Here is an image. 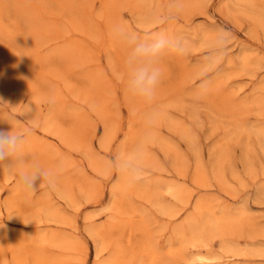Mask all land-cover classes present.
<instances>
[{
	"label": "rangeland",
	"instance_id": "obj_1",
	"mask_svg": "<svg viewBox=\"0 0 264 264\" xmlns=\"http://www.w3.org/2000/svg\"><path fill=\"white\" fill-rule=\"evenodd\" d=\"M229 1L0 0V129L28 133L11 167L0 164V264H17V257L22 264H104L114 252L116 264H264V197L257 195L264 151L255 133L264 128V0L233 13ZM116 25L140 42L163 33L188 47L159 54L150 101L127 90L131 46L113 34ZM221 33L228 37L223 50ZM213 147L226 150L215 167ZM141 151L147 155L139 163ZM121 159L135 162L132 179L139 167L142 173L117 188L116 212L112 162ZM35 165L56 172L55 188L18 184ZM171 183L189 195H171ZM48 206L64 223L48 220ZM223 211L238 220L214 237L204 218ZM190 223H204L206 237H192ZM90 226L102 232L99 257ZM222 238L240 254L225 253Z\"/></svg>",
	"mask_w": 264,
	"mask_h": 264
},
{
	"label": "clouds",
	"instance_id": "obj_2",
	"mask_svg": "<svg viewBox=\"0 0 264 264\" xmlns=\"http://www.w3.org/2000/svg\"><path fill=\"white\" fill-rule=\"evenodd\" d=\"M170 7L178 9L180 5L173 3ZM112 31L114 35L122 36L131 46V51L125 61L128 70L127 90L133 95L150 101L161 77V70L157 66L159 54L168 47H173L180 54H186L188 51L186 43L173 41L163 33L157 34L151 43L140 42L136 32L121 25L114 26ZM216 40L223 50L228 42L227 34H219ZM154 64L156 66H153ZM27 134L26 132L14 131L12 126L9 129H0V164L11 167V160L21 151ZM112 167L116 171L124 170V166L115 161L112 162ZM141 173L142 169L137 170L130 182L139 178ZM17 182L25 191H36L41 182H44L49 188H55L56 172L35 165L30 171L21 173Z\"/></svg>",
	"mask_w": 264,
	"mask_h": 264
},
{
	"label": "bare ground",
	"instance_id": "obj_3",
	"mask_svg": "<svg viewBox=\"0 0 264 264\" xmlns=\"http://www.w3.org/2000/svg\"><path fill=\"white\" fill-rule=\"evenodd\" d=\"M251 0H230L229 2H228V8H229V11L230 12H236V11H238V10H241L240 8H242L243 7V5L244 4H248L249 2H250ZM263 1V0H262ZM250 5V4H249ZM248 6V5H247ZM249 7V6H248ZM252 8H253V6H252ZM243 9V8H242ZM260 9H264V6H262V8H260ZM261 11V10H260ZM258 14V13H257ZM231 15V14H230ZM233 15V14H232ZM252 15H253V13H252ZM260 16H262V17H260V19L261 20H259L260 22H261V24H262V26L264 27V15L263 14H260ZM245 57V56H244ZM244 57L242 56V55H240V59H244ZM242 62V61H241ZM243 63V62H242ZM245 63H248V62H246L245 61ZM248 65V64H247ZM154 116V115H153ZM152 119V118H151ZM158 122V121H157ZM171 122V121H170ZM253 128V127H252ZM259 128V127H258ZM155 129V128H154ZM254 131V130H253ZM152 132H153V130H152ZM248 132V131H247ZM156 133H158V131L156 132ZM155 133V134H156ZM250 133V132H249ZM256 135L258 136V138H259V146H260V148L264 151V128H261L260 127V129H256ZM106 134V133H105ZM109 134V133H108ZM153 134V133H152ZM111 136V135H110ZM110 136H105V140L104 141H102V144H101V146H103V147H105V145H107V140L108 139H110ZM155 137H157V135L155 136ZM160 139V138H159ZM243 139V138H242ZM112 141V140H111ZM147 141H149V139L147 140ZM146 141V142H147ZM145 142V141H144ZM241 142H242V140H241ZM146 144V143H145ZM109 145H110V143H109ZM139 145V144H138ZM228 145V144H227ZM221 146V145H220ZM243 146V145H242ZM141 146H138V148H140ZM246 147H248V145L246 146ZM102 148V147H101ZM106 148V147H105ZM244 148H245V146H244ZM221 148L220 147H213L212 149H210L211 151H210V156H209V161L211 162V164L212 165H214L213 167H215L216 165V163L219 165V163L220 162H218V160H221L222 159V157H220V156H223V155H225V153L223 154L222 152L225 150H223V147H222V150H220ZM142 150H146V149H142ZM139 151V150H138ZM147 151V150H146ZM226 151V150H225ZM220 152H221V154L222 155H220ZM138 154H140L139 156H140V158L137 160V162H141L142 161V159H143V156H144V154L145 155H147L146 154V152L144 153L143 151H141V153H138ZM134 155V154H133ZM132 156V155H131ZM138 156V155H137ZM136 156V157H137ZM138 156V157H139ZM243 156H244V162L248 165L249 164V161H248V151L246 150V149H243ZM127 157V156H126ZM130 157V156H129ZM200 157H201V161H202V159H203V154L201 153V155H200ZM218 157H220L219 159H218ZM223 157H225V156H223ZM123 158V157H122ZM145 158V157H144ZM131 159H132V157H131ZM218 159V160H217ZM125 160V159H124ZM130 160V159H129ZM147 161V160H146ZM217 161V162H216ZM224 161V160H223ZM94 162V161H93ZM143 162V161H142ZM222 162V161H221ZM127 163V162H126ZM134 163L135 162H132V163H130V164H125L124 163V161L121 159L120 160V162H119V164L120 165H123L124 166V170L123 171H119V180H118V184L117 185H115L114 187H113V190H112V197H113V206L111 207L112 209L111 210H116L117 208H116V200H117V195H116V190H117V188L119 189V188H121V189H123L124 187H126V186H128V185H130L132 182H130V180H132V177H131V172L133 171V169H134ZM203 163V162H202ZM223 163V162H222ZM137 164V166H138V163H136ZM135 164V165H136ZM12 165V164H11ZM221 166V165H220ZM251 166V165H250ZM97 167V166H96ZM136 167V166H135ZM219 167V166H218ZM140 168V167H139ZM139 168H138V170H139ZM135 170H137V168L135 169ZM221 170V169H220ZM199 171V170H198ZM200 172V174H201V171H199ZM199 172H198V174H199ZM133 173V172H132ZM216 173V172H215ZM222 173V172H221ZM110 174V173H109ZM202 174H203V172H202ZM219 174L220 173H218L217 174V176H218V178L220 177H222V176H219ZM221 175V174H220ZM196 176V175H195ZM204 177V176H203ZM202 177V178H203ZM206 178V177H205ZM219 178V180L218 181H220L221 179H223L224 180V178L225 177H223V178H221L220 179ZM198 180V179H197ZM201 181H202V179H200ZM199 180V181H200ZM205 180V179H204ZM198 183V182H197ZM200 184H202L203 182H199ZM199 184V185H200ZM203 185H207V184H204L203 183ZM133 187V186H132ZM157 187V186H156ZM131 188V187H130ZM153 188V187H152ZM158 188V187H157ZM121 189H119V190H121ZM129 189V188H128ZM167 189L169 190V192L171 193V195H173V196H175L176 198H180V199H182V194H183V192H185V194H187V195H189L188 194V192L186 193V189H185V191H184V189H183V191H182V188L179 186V185H176V184H168L167 185ZM166 189V190H167ZM158 190V189H157ZM156 190V191H157ZM127 191V190H126ZM128 192V191H127ZM153 192H155L154 190H153ZM134 193V192H133ZM190 194H191V192H189ZM257 195L258 196H263L264 197V187L262 188V189H260V188H258V191H257ZM184 196V195H183ZM96 198V197H95ZM175 198V199H176ZM190 198V197H189ZM70 201H72L73 203L76 201L74 198H71V197H69L68 198ZM94 198H89L88 200L89 201H92ZM75 200V201H74ZM87 200V201H88ZM203 200V199H202ZM95 201H96V199H95ZM178 201V200H177ZM179 201H181V200H179ZM184 201V200H183ZM118 203V202H117ZM186 203H189V200H187V202ZM75 204V203H74ZM120 204V203H119ZM200 204V203H199ZM10 205V204H9ZM213 205V204H212ZM201 205H199V207H200ZM163 208H162V211L163 212H167V213H170L169 215H171V216H173V214L176 212V213H178L177 211H175L174 212V210L172 209V207L171 206H162ZM196 207V206H195ZM46 208V207H45ZM212 208V207H211ZM216 208V207H215ZM214 209V208H213ZM114 210V211H115ZM198 211H199V209H198ZM217 211V210H216ZM116 212H117V210H116ZM162 212V213H163ZM244 212V211H243ZM46 214H47V216H48V220H50V221H53V222H55V223H64V221L62 220V218H60V216L62 215V212L60 211V210H58V209H56L55 207L53 208L52 206H48L47 207V209H46V212H45ZM166 213V214H167ZM218 213V212H217ZM245 213V212H244ZM165 214V213H164ZM179 214V213H178ZM134 215V214H133ZM175 215H177V214H175ZM121 216V215H120ZM209 217L208 218H204V219H206V220H204L205 222V225H207L208 226V229L210 230V232H212V233H210V234H212V235H214V234H217V235H222V233H223V231H224V228H226V227H228V226H226V224H232V222H236L237 220H238V216H236V214L234 213V212H232V211H223V213H221V215H219V216H216V214H210V215H208ZM243 216V215H242ZM90 216H88V218L86 217V219H89L90 220V218H89ZM141 217V216H140ZM92 219V218H91ZM190 219H192V218H190ZM194 220V219H193ZM24 221V220H23ZM46 221V220H45ZM143 221V220H142ZM145 221V220H144ZM200 221V220H199ZM194 222V221H193ZM188 223H189V221H188ZM201 223V222H200ZM203 223V224H204ZM135 224V223H134ZM191 224V223H190ZM194 224V223H193ZM196 224V223H195ZM197 224H199V223H197ZM203 224H201L200 225V227L198 226L197 227V225H196V227L195 226H193L192 224L190 225V230H191V233L193 234L192 235V237L193 236H197V238L196 239H202V236L204 237L205 236V233L201 236V234L203 233V232H205V231H207L206 230V226L205 225H203ZM230 226V225H229ZM109 227V226H108ZM186 227H187V225H186ZM185 227V228H186ZM201 227H206L205 229H204V231L202 230L203 228H201ZM188 228V227H187ZM113 229V228H112ZM126 229V228H125ZM90 232H92L93 233V237H94V241H95V246H96V257H99L100 255H101V253L103 252V250L105 249V243H104V241H103V238H101V234H102V232L100 231L101 229L100 228H98V227H91L90 226V228L88 229ZM182 230H184V228L182 229ZM182 230H180V229H178V230H176L177 231V233L176 234H179V235H183V233H181V231ZM201 231H203V232H201ZM233 231H234V229H233ZM145 232V231H144ZM200 232H201V234H200ZM235 232V231H234ZM233 232V233H234ZM185 233V232H184ZM49 235V234H48ZM109 235V234H108ZM112 237V236H111ZM206 237V236H205ZM211 237V236H210ZM214 237H217L216 235H214ZM222 237V236H221ZM224 237V236H223ZM38 238V240L40 241L42 238H43V236H39V237H37ZM36 238V239H37ZM145 238V237H144ZM194 238V239H195ZM108 239H110V238H108ZM211 239V238H210ZM216 239V238H215ZM223 240V243H222V247H223V250L225 251V253H228V252H232V254L235 256V255H239L240 253V250L241 249H239V247L236 245H233V246H229L228 247V243H227V241L225 240V238H222ZM69 238L68 237H66V238H61V237H58V242L60 241V243L63 245V244H67V243H69ZM106 240H107V238H106ZM37 241V240H36ZM195 241V240H194ZM5 242V241H4ZM55 242V241H54ZM183 242V241H182ZM201 242V241H200ZM204 242H205V240H204ZM203 242V243H204ZM38 243V242H37ZM145 243V242H144ZM147 243V242H146ZM197 243V242H196ZM131 244V243H130ZM192 244V243H191ZM207 244H208V242H207ZM41 245V244H40ZM69 245V244H68ZM109 245V244H108ZM126 245V244H125ZM181 245V244H180ZM197 245V244H196ZM199 245V244H198ZM36 246H38V245H36ZM111 246V245H110ZM131 247V246H130ZM177 247V246H176ZM264 247V246H263ZM262 247V249H260V250H264V248ZM66 248V247H65ZM64 248V249H65ZM115 248H116V246H115ZM107 249V248H106ZM128 249V248H127ZM116 250V249H115ZM114 250V251H115ZM120 251V250H119ZM110 253H112V252H110ZM256 253V252H255ZM19 254V253H18ZM204 255V254H203ZM122 256V255H121ZM132 256V255H131ZM162 256V255H161ZM171 256V255H170ZM40 257V256H39ZM182 257H184V256H182ZM196 257H197V255H196ZM232 257V256H231ZM231 257H226L225 259H229V258H231ZM18 258V262H17V264H22L21 263V261H20V258L19 257H17ZM16 258V259H17ZM198 259V261L199 262H205V261H212V259L214 258L213 256H207V257H202V256H200V257H197ZM222 258V257H221ZM196 259V258H195ZM47 260V259H46ZM52 260V259H51ZM161 260V259H160ZM179 261V260H178ZM227 261V260H226ZM42 262V261H41ZM44 262V261H43ZM180 262V261H179ZM195 262V261H194ZM223 262H225V261H223ZM117 263V253L116 252H114V254L109 258V260H107L104 264H116ZM175 264V263H174ZM221 264H228L227 262H225V263H221Z\"/></svg>",
	"mask_w": 264,
	"mask_h": 264
}]
</instances>
